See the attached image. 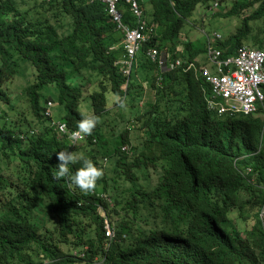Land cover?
<instances>
[{"label": "trees", "instance_id": "16d2710c", "mask_svg": "<svg viewBox=\"0 0 264 264\" xmlns=\"http://www.w3.org/2000/svg\"><path fill=\"white\" fill-rule=\"evenodd\" d=\"M208 1L141 0L144 18L155 27L153 42L165 38L174 42L195 6ZM19 2L27 0H0V101L10 102L3 85L16 73V60L8 49L29 62L35 72L26 89L32 114L42 117L40 105L46 103V92L55 88L56 95L51 99L57 109L52 117L64 121L70 129L84 115L85 108H80L82 98L89 97L87 110L99 119L111 105L118 104L117 97L134 98L133 84L154 77L153 64L146 63L142 56V68L132 70L126 93L122 91L120 87L126 77L113 65L119 50L110 49L118 43L120 35L104 4L41 0L40 4L47 5L49 15L34 18L19 7ZM244 7L257 8L246 15L241 14ZM223 14L239 16L240 24L234 34L218 43L224 49L221 57L233 53L243 42L264 50V40L257 37L260 33L264 35V30L253 33L249 24L264 17V0H235ZM59 19L62 22L58 26L51 22ZM123 20L134 25L128 10ZM58 27H68L69 31L64 33ZM186 52L192 56V51ZM146 66L150 73L143 71ZM82 70L91 71L89 77L84 75L85 83L77 81ZM87 83L93 85L90 91ZM153 87L156 102L164 100V107L151 111L142 125L151 143L139 153L141 161L136 157L127 165L123 157L114 166L123 171L119 177L129 180L130 171L135 175L161 159L162 174L147 195L154 198L152 203L144 201L146 193L137 201L134 195L130 201L111 195L109 192L116 190L107 189L102 179L97 180L91 194L92 190L84 192L70 186L67 177L57 178L58 151L82 153L102 169L103 158L123 152L129 155L121 151L128 140L126 132L123 136L105 134L106 129L97 123L86 146L77 147L66 134L60 140L56 138L46 120L45 127L39 125L37 133L0 122V156H16L30 166V181L17 192V203L9 201L6 210L0 212V264H35V254L41 255L42 260L49 259L47 264H64L75 259L93 264L95 256L101 258L102 254L107 264H264V228L259 214L264 206V117L216 115L206 107L201 89L190 72L173 77L166 74L162 87L155 84ZM258 111L264 114V100ZM141 114L137 111V120L142 118ZM22 133L27 139L22 138ZM81 166V162L70 165V172ZM9 184L0 174V191ZM107 193L112 203L97 195ZM38 198L46 200L50 216L57 221L58 242H67V236H73L70 240L73 255L71 251L64 253L56 243L52 247L43 241L46 236L40 233L43 220L40 213L34 220L29 214ZM98 204L112 225L115 233L112 238L104 233V218L97 211ZM111 206L114 214L125 216L114 222L109 212ZM253 208H258L255 222L243 235L229 214ZM129 210L142 221L157 217L161 221L153 229L140 225L134 231L128 222L132 217L127 219ZM142 210L147 215H141ZM85 219L89 220L87 224ZM86 231L89 233L84 238ZM108 241L111 242L105 246ZM82 251L85 255L78 257Z\"/></svg>", "mask_w": 264, "mask_h": 264}, {"label": "rangeland", "instance_id": "374dc122", "mask_svg": "<svg viewBox=\"0 0 264 264\" xmlns=\"http://www.w3.org/2000/svg\"><path fill=\"white\" fill-rule=\"evenodd\" d=\"M230 1L231 0H220V7H217L218 9L216 12L211 11V9L208 10L209 7L207 6L209 5V2L205 4H198L193 15H195V18L199 17L200 19H194L193 15L188 17L185 23L186 25L184 24V26L182 27L183 29L181 28V30H183V33L179 34L177 41L176 38H174V42L171 38H165L164 40H162L163 44H160L162 45V52H166L167 55L177 52L172 50V48H174L175 46V43H178L179 41L183 42L186 39L188 41V43L184 45L186 48L190 45L192 49L199 51L204 44L205 37L199 31V29H194V27L190 26L192 24L198 26L199 28H203L208 35L214 32H218L221 37H227L228 31H235L240 24L239 16L234 17L231 21H229V23L224 21V18L227 19L225 16H217V14H223L231 9L233 3H230ZM227 2L230 3L229 7L226 4ZM40 3L41 0H27V2L25 3L19 2V7L22 10L25 9L26 13L31 17H48L49 13L45 8L47 7V5H42ZM256 8L257 7H244V9L241 10V14L249 15ZM202 12H204L206 16L203 17ZM51 22L58 26L59 22L62 21L61 19H59L56 21L51 20ZM201 23L204 24L201 25ZM249 24L253 33L256 30L260 33L261 30H264V17L256 21H250ZM59 30H63V32L66 33L69 31V28L64 27L63 29L59 28ZM257 37L264 40V35H262L261 33ZM181 42L179 44H181ZM243 44L256 47L248 42H243ZM8 52L11 54L12 58L16 60V73L3 85L10 96V102L4 103L0 101V115H2L0 122H2V124L4 123L6 126L11 125L14 126V128H16L17 130L19 129L23 131H26L32 127L37 128L39 125L44 126V119H42L41 117L36 118L32 114L30 103L26 95L27 86L33 81L35 72L33 71L30 63L21 59L13 50L8 49ZM63 66L67 67L68 69V64H65ZM68 72L70 73L69 70ZM78 74H80V76H78L77 81L85 83L84 75L89 77V74L91 75V71L82 70V73ZM92 86L93 85L91 83H87L88 91H90L89 89ZM46 94H48L47 100H50V97L54 98L56 95L55 88H52V90L46 92ZM133 94L134 98L132 99H130V96L125 97V107H120L119 104L111 105L110 108H108L105 113H103L98 119L99 124H102V128L106 129L104 130L105 134L108 132H112L113 134L122 135L125 130L129 132V136L126 137L128 138V140L127 142H125L128 144V146L124 150L129 155H126L122 151V155H112L110 158L107 157V162L106 159H103L102 162L104 165L102 166V170L104 171V175L99 179H102L104 181L107 189L112 188L116 190V192L110 191L109 193H111V195L122 198L124 201H130L133 195L135 197L134 199L137 201L140 198H143L145 196L143 194L146 193L145 200H143L152 203L155 202L153 200L154 198L152 196L147 197V195L150 194L162 174L164 162L161 159L156 160L153 164L149 163V166L146 169H144L143 171H137L135 175H133V172L130 171L131 179L129 180H126L123 177H119V174L123 175V171L120 167H114L116 166V161L118 159H122L123 157H126L123 161L127 165L131 163L136 157L141 161L142 157L139 155V153L144 150V147L147 144L151 143L147 139V130H142V127L146 124V122L144 121L149 118L151 111H160L164 107V100H159L156 102V96L152 94V90L149 87L148 81L143 82L142 80H140L139 82L137 81V84H133ZM172 95L174 97L176 96L175 93H173ZM82 107L85 108L84 111H88L87 108L89 107V97L82 98L80 104L81 110ZM137 111H140L142 113V118H140V120L136 119ZM253 116H259L260 118H263L264 114L261 111H257ZM42 126H40V128ZM126 126L131 127L126 129ZM22 135H24V133H22ZM55 137L60 140L62 137H64V134H56ZM83 145L86 146L84 142L76 144L77 147H82ZM154 150L155 153H157V149L154 148ZM132 151L133 153H131ZM29 168V165L20 161L16 156H13L11 158L4 155L0 156V174L10 182L7 187L0 191V212L6 210L7 206L5 207V205L9 201H12V203H17V192L21 191L23 187L26 186V183L30 181L28 172ZM111 170H114L115 173H112ZM114 180L115 182L113 183ZM130 180H133V183ZM104 198L108 202H110L108 193L105 194ZM46 203L47 202L45 199L38 198L31 206V211L29 213L31 218H33L34 220V218L38 216L37 214L39 212V218L43 219L42 224L40 225V227H42L40 229V233L46 236L47 240L46 241L45 239H43V241L48 245H52V247L56 243L64 253H68L71 251V255H73L72 253L74 252V247L72 244H70L72 243L70 240L73 239V236L68 235L67 242H58L59 231L57 221L52 217V215L50 216L51 212L50 209L46 206ZM38 206L40 207L36 208ZM111 209L112 206L109 209V212L110 217L114 220V222L118 221L120 217L125 216L123 214H120L118 216L114 214ZM257 209H246L240 214L238 213V211H233L229 214V218L233 220L235 226L241 231L243 235H245V232L255 222V213H257ZM99 213L101 215H105L104 211H102L101 209L99 210ZM140 214L147 215V212L145 210H142ZM129 218H131V220H129ZM127 219L129 220V226H131L134 231H136L140 225H143L146 229H153L154 227H157L161 221L160 217H157L155 219L150 218L147 221H142L138 218V214H135L134 217V214L131 210H129ZM83 221H86V224L89 222V220L86 219ZM86 229L89 228L86 227ZM84 233L85 234L83 235V237L86 238V234L89 232L86 231ZM91 236L93 235L91 234ZM33 250L34 253L37 252L36 247H34ZM30 252L32 251L30 250ZM34 256V258H36L34 260L35 264H47L49 262V259L42 260L41 255L38 256V254H35ZM41 260L42 262H40ZM75 260L76 261L73 262L65 261L64 264H84L77 259ZM93 264L95 263L93 262Z\"/></svg>", "mask_w": 264, "mask_h": 264}, {"label": "clouds", "instance_id": "9594fccd", "mask_svg": "<svg viewBox=\"0 0 264 264\" xmlns=\"http://www.w3.org/2000/svg\"><path fill=\"white\" fill-rule=\"evenodd\" d=\"M140 1L141 0H137L139 7H140ZM234 1L235 0H231L230 3L231 2L234 3ZM92 2H99V1H92ZM120 2H122V3H120ZM208 2H209V5L207 6V7H209L208 10L211 9V11L216 12L217 9H218L217 7H220V5H219L220 4V0H209ZM100 3H102V2H100ZM102 4H104V3H102ZM199 4H202V3H199ZM104 6L106 7L105 4H104ZM119 6H120V9H123V11H122V19L124 18V12L126 10H128L131 13V15L133 16V14H132V12L130 10V6H129V4H127L125 2V0H120L119 1ZM196 6H195V8H196ZM224 7H226V6H224ZM195 8L193 10L194 12L192 11V14L190 16H192L195 13ZM105 9H107V8H105ZM140 10L142 11V16L144 18L143 9L141 7H140ZM202 14H203V17L206 16V14H204V12H202ZM218 15H222V14H217V16ZM190 16H188V17H190ZM193 16H194V19H200L199 17L195 18V15H193ZM222 16H224V14ZM225 17L227 19L224 18V21H226L227 23H229V21H231L234 18V16H230V15L229 16L227 15ZM187 18H186L184 24L186 23ZM110 20H111V18H110ZM133 21H134V16H133ZM111 22H113V21H111ZM146 22H147V20H146ZM124 23H126V22L124 21ZM184 24H183V26H184ZM203 24L204 23H201V25H203ZM114 26H115L116 31L120 35V40L115 45H112L110 47V49L111 50H119V52L117 54V57L113 61V65L116 66L118 71L121 72L122 74H124L125 77H126L125 81L122 83V85L120 87L124 93H126L127 86H128V77L130 76L132 70L133 69L138 70L140 67L142 68V64H144V63H142V56H143L145 58V60H146V63H148V62L152 63L153 67L155 68L154 77L150 78L149 80H145V81L149 82V87L151 88L153 95L156 96V89L153 87V84H155L157 87H162L163 80H164V75L171 74V77H173L175 74H181L182 75L185 72H190V73H192L195 81L197 82L198 87H200L202 95L204 97V101L206 103V107L210 111L215 112V114L218 115V116H222L224 114H228V115H237V114L245 115V114H241V113H230V112L218 113L217 108L216 109H211L209 107V103H208V101L212 98L211 87H210V84L205 81V79H204V77L202 76V73H201V68L202 67H206V68H208V70L211 73H215V66L210 62V60H209V58L207 56V42H208V40L210 41L211 46L215 47L216 49H220L221 50L220 59H224V58H226L228 56L234 55L238 47H240L242 45H246V44L242 43L241 45H239L233 51V53L228 54L225 57H221V56H223L224 49L218 47V43L223 42L225 39L228 38V36L230 34H234L237 29L235 31H233V32L228 31V36L223 38V37H221V35L218 32H214V33H211L210 35H208L207 32L203 28H201V27L199 28L198 26H195L194 24L190 25V26L194 27V29H199V31L205 37L204 44H203L202 48L200 49V50L203 51V55H204V58H205L204 61H200L198 59V55L199 54H197L198 53L197 50L192 49L190 45L187 48L184 46L185 44L188 43L187 39L185 41H183V42L179 41L178 43H175V46H174V48H172V50L177 51V52H174V53H172L170 55H167L166 52H162V50H161L162 45H160V44H163L162 41L161 42H159V41L153 42V36L154 35L152 33V37L150 38V40L147 41L144 44V46L137 51L135 57L133 58L131 66L128 69V72L126 73L123 70L122 67H120L119 65H117L115 63L121 57V55L123 53V49H122V45H121V40L123 38V34L120 32L119 29H117L115 23H114ZM151 26H153V32H154V28H155L154 24L151 25ZM181 28L178 31V35L176 37V41H177V38H178L179 34L183 33V30H181ZM215 34H218V38H215ZM222 38H223V40H222ZM180 42H181V44H179ZM177 44H178V46H177ZM190 44H191V42H190ZM147 47H152V48H155L157 50L156 57H155L154 60H152L146 54ZM181 48H183V51L180 50ZM186 50L192 51V56L191 57H190V55L187 54ZM140 51H142L143 54H139ZM143 71L150 73V71H148L147 66L143 69ZM145 81H143V82H145ZM263 94H264V92H263ZM123 97H124V95H123ZM51 98L52 97H50V100L46 99V103L40 105L39 109L42 111V117L41 118L47 121V125H49L50 127L53 128L55 134H65V133H60L58 131L57 127L52 125L51 121L63 123L65 125V127L68 129V131H70V132L73 131L75 128H77L78 130L71 134L72 139H73L74 142L72 140H70V136L67 135L69 137V140L71 141V143L73 145H76V144H78L80 142H84L85 143L87 141V139L90 138V136L92 135V132L95 129L97 123H99L98 117H96L94 115H91L89 110L88 111H84V109H83L82 113L84 115L82 116L81 120L76 124V126L74 128L70 129L64 121H59V120H54L53 119L52 114H53V111L55 109H57V107H56V102H54V100L51 99ZM125 100H126V98H121V97H117L116 98V102L119 104L120 107H125ZM48 101L52 102V105L50 106L51 114L49 116H46L44 114V111H45V108L47 107V102ZM214 101H220V100H214ZM140 103H142V102H140ZM259 107H262V104L258 106V109H259ZM258 109L254 113H251V114H255L258 111ZM251 114H248V115H251ZM245 116H247V115H245ZM130 127L131 126H126V129H128ZM27 131H30V133H37L39 131V127H37V128L36 127H32V128H29ZM125 132H126L127 136H129V132L126 131V130L122 134H125ZM82 136H83V138H82ZM22 138L23 139H27V137H25L23 135H22ZM79 138H82V139H79ZM76 139H79V140H76ZM91 141H94V139H92ZM127 146H128V144L124 143L121 146V151H124ZM131 148H132V146H131ZM131 153H133V151ZM56 159L58 161V163L56 165V167L58 168L57 178L67 177L69 182H70V186L78 187L81 191H84V192H88V191L92 190L90 192L91 194L94 192L97 180L99 178H101L102 175H103V170L101 168L96 167L94 165V163L90 159L85 158L82 153L81 154H77V153H74V152L69 151L67 149L58 151L56 153ZM103 159H106V158H103ZM103 159H102V161H103ZM77 162H81L82 166L79 167L74 173L70 172V165L75 164ZM106 162H107V159H106ZM97 195H99L102 198H104V196H105V194H97ZM262 207H261V209H262ZM100 209L102 211H104L103 208H102V205L98 204V207H97L98 213H99ZM101 216H103V218H106L108 220V222H109V219L106 217V215H101ZM109 224L111 225L110 222H109ZM111 227H112V225H111ZM110 242L111 241L105 242V246H108ZM74 255H75V253H74ZM84 255H85V253H84V251H82L81 253L78 254V257H83ZM104 261L106 263L105 255H103V254H102L101 258H99L98 255L95 256V258H94V263L95 264L96 263L99 264V263H102Z\"/></svg>", "mask_w": 264, "mask_h": 264}, {"label": "built area", "instance_id": "2783aa9c", "mask_svg": "<svg viewBox=\"0 0 264 264\" xmlns=\"http://www.w3.org/2000/svg\"><path fill=\"white\" fill-rule=\"evenodd\" d=\"M92 1H99L106 5L111 21L123 34L121 40L123 53L115 63L127 73L137 51L152 37L153 26L148 25L143 18L137 0H125L134 16V25L124 23L122 19L123 9H120L119 6L120 0H86V2ZM215 38H218V34H215ZM156 52L157 50L152 47L146 49V54L152 60L155 59ZM220 55L221 50L211 46L208 40L207 56L215 66V73H211L206 67L201 68V73L205 81L210 84L212 91V98L208 101L209 107L211 109L217 108L218 113L230 112L245 115L254 113L264 100L262 91L264 86V50L242 45L237 48L234 55L224 59H220ZM51 105L52 102L48 101L44 111L46 116L51 114ZM51 123L57 127L60 133L70 136V140L73 141L71 134L76 132L77 128L70 132L63 123L54 121ZM260 218L264 228V206L260 210ZM104 223L105 235L112 238L114 232L106 218H104Z\"/></svg>", "mask_w": 264, "mask_h": 264}, {"label": "crops", "instance_id": "0c3cea01", "mask_svg": "<svg viewBox=\"0 0 264 264\" xmlns=\"http://www.w3.org/2000/svg\"><path fill=\"white\" fill-rule=\"evenodd\" d=\"M226 4H227L228 7H229V4H230V3L227 2ZM182 29H183V28H182ZM180 50L183 51V48H181ZM197 54H199V55H198V59H199L200 61H204V60H205L204 55H203V51H202V50H199ZM87 109H88V108H87Z\"/></svg>", "mask_w": 264, "mask_h": 264}]
</instances>
